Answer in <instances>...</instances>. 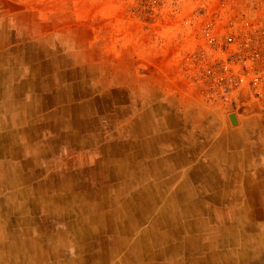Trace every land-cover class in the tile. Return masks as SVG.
<instances>
[{
    "label": "rangeland",
    "instance_id": "1",
    "mask_svg": "<svg viewBox=\"0 0 264 264\" xmlns=\"http://www.w3.org/2000/svg\"><path fill=\"white\" fill-rule=\"evenodd\" d=\"M228 3L0 0V264H256L264 99L178 56Z\"/></svg>",
    "mask_w": 264,
    "mask_h": 264
},
{
    "label": "built area",
    "instance_id": "2",
    "mask_svg": "<svg viewBox=\"0 0 264 264\" xmlns=\"http://www.w3.org/2000/svg\"><path fill=\"white\" fill-rule=\"evenodd\" d=\"M195 25L190 47L179 56L213 100L239 95L264 99V0L214 8Z\"/></svg>",
    "mask_w": 264,
    "mask_h": 264
},
{
    "label": "crops",
    "instance_id": "3",
    "mask_svg": "<svg viewBox=\"0 0 264 264\" xmlns=\"http://www.w3.org/2000/svg\"><path fill=\"white\" fill-rule=\"evenodd\" d=\"M232 1H234L233 3H235V4H238V5H241L242 3H241V1L242 0H230V3H228V5L227 6H233L234 4L233 3H231ZM145 116H146V114H145ZM2 146H3V141L1 140V138H0V149H2ZM2 157H4V155H1L0 156V158H2ZM248 211H251V210H248ZM173 230V229H172ZM174 231H178L177 229H175ZM15 237H17V236H15ZM19 241V239H17V242ZM124 250H126L125 248H123ZM84 250H85V247H84V249H83V253H84ZM101 252H103V251H101ZM126 253H127V251H126ZM142 253V252H141ZM212 253V252H211ZM211 253H206L205 254V256H204V258H203V260H206V261H209V260H211V257H212V254ZM128 254V253H127ZM214 254V253H213ZM106 252H104L103 254H102V261L101 262H96L95 263V259H90V261L91 262H93L94 264H106V263H108V261H107V258H106ZM126 255V254H125ZM214 255H216V254H214ZM213 255V256H214ZM120 260V259H119ZM255 261H256V264H264V250L261 248V252L260 253H258L257 254V257L255 258ZM81 264H83V263H81Z\"/></svg>",
    "mask_w": 264,
    "mask_h": 264
},
{
    "label": "water",
    "instance_id": "4",
    "mask_svg": "<svg viewBox=\"0 0 264 264\" xmlns=\"http://www.w3.org/2000/svg\"><path fill=\"white\" fill-rule=\"evenodd\" d=\"M229 120H230V122L233 123V124L237 122L236 117H235L234 114H230V115H229Z\"/></svg>",
    "mask_w": 264,
    "mask_h": 264
},
{
    "label": "bare ground",
    "instance_id": "5",
    "mask_svg": "<svg viewBox=\"0 0 264 264\" xmlns=\"http://www.w3.org/2000/svg\"><path fill=\"white\" fill-rule=\"evenodd\" d=\"M236 116V115H235Z\"/></svg>",
    "mask_w": 264,
    "mask_h": 264
}]
</instances>
